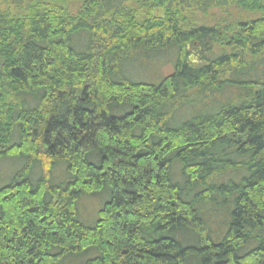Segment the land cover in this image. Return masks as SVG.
Returning <instances> with one entry per match:
<instances>
[{"label":"trees","instance_id":"trees-1","mask_svg":"<svg viewBox=\"0 0 264 264\" xmlns=\"http://www.w3.org/2000/svg\"><path fill=\"white\" fill-rule=\"evenodd\" d=\"M263 3L0 0V264H264Z\"/></svg>","mask_w":264,"mask_h":264},{"label":"rangeland","instance_id":"rangeland-1","mask_svg":"<svg viewBox=\"0 0 264 264\" xmlns=\"http://www.w3.org/2000/svg\"><path fill=\"white\" fill-rule=\"evenodd\" d=\"M264 4V3H263ZM211 9V10H210ZM207 13L203 16L200 13H198V17H201L205 24H210L211 20L217 18H222V9L224 11L229 12L231 15V18L240 19L242 21L249 20L257 16V13L254 14H246L245 12H241L239 10H233V8L224 9L220 8L219 6L210 8ZM216 48L217 45H215ZM190 49V48H189ZM171 51L159 53L156 58L153 59H146L145 62L141 60H128L123 63V74L125 77L132 79V80H144V81H150V82H158L163 77L167 76L170 72L173 70V54H171ZM218 52H213L210 54L205 53L207 57H212L213 55H217ZM155 56V55H153ZM263 58V59H261ZM261 64H264V55L261 56ZM189 59L195 64L200 63V54H196L194 49H190ZM150 60V61H149ZM226 92L221 97L226 96ZM202 105L204 103L201 101L200 103H197V108L202 109ZM192 113H189L185 117L179 119L178 121H181L184 118H188V116H191ZM16 163H14L13 159H4L0 161V167L5 171L7 174L10 170L12 171L15 167ZM35 173V171H34ZM53 179L56 181L64 179V169L62 166H57L54 168L53 172ZM102 197L99 196H91V197H83L79 200L77 204V213L78 218L89 224L94 219H96V211L100 207ZM216 224V221L214 222L213 226ZM74 259V258H72ZM82 259V258H81ZM75 260H79L76 259ZM85 260V259H84ZM83 260V261H84ZM69 263H72L71 261ZM73 264H78V261H74Z\"/></svg>","mask_w":264,"mask_h":264}]
</instances>
